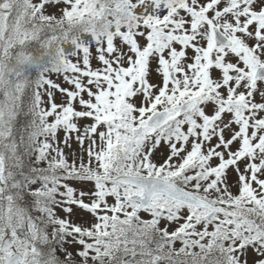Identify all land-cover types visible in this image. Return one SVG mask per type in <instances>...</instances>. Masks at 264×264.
Listing matches in <instances>:
<instances>
[{
  "label": "snow or ice",
  "instance_id": "1",
  "mask_svg": "<svg viewBox=\"0 0 264 264\" xmlns=\"http://www.w3.org/2000/svg\"><path fill=\"white\" fill-rule=\"evenodd\" d=\"M0 264H264V0H0Z\"/></svg>",
  "mask_w": 264,
  "mask_h": 264
}]
</instances>
